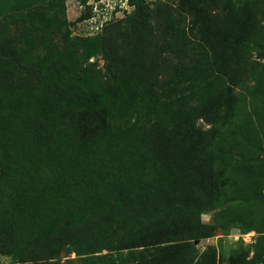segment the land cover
Listing matches in <instances>:
<instances>
[{
    "label": "rangeland",
    "instance_id": "rangeland-1",
    "mask_svg": "<svg viewBox=\"0 0 264 264\" xmlns=\"http://www.w3.org/2000/svg\"><path fill=\"white\" fill-rule=\"evenodd\" d=\"M145 2L148 47L171 50L137 61L129 48L109 53L105 30L89 36L76 0H0V264H138L144 247L117 241L168 203L176 219L200 213L190 263L264 264V0ZM239 3L254 13L251 34L243 71L226 78L213 63L219 19ZM134 20L133 9L118 13L108 29L127 33ZM178 80L189 90L177 92ZM202 102L219 115L188 126L186 107ZM119 164L141 183L137 213L115 203Z\"/></svg>",
    "mask_w": 264,
    "mask_h": 264
},
{
    "label": "trees",
    "instance_id": "trees-1",
    "mask_svg": "<svg viewBox=\"0 0 264 264\" xmlns=\"http://www.w3.org/2000/svg\"><path fill=\"white\" fill-rule=\"evenodd\" d=\"M76 2L85 6L88 0H76ZM129 3L134 7L133 12L135 14V20L132 22L131 28V30L133 29V33H131V35L129 34L131 30L125 33L121 29L118 31L117 29L115 30V28L108 29L110 25L112 26V24H114V21L108 22L100 32L93 34L97 35L98 33H101L103 30H105L103 36L101 37V41L106 46L107 51L114 55L115 58L117 57V59H120L124 56L121 52L124 49L129 48L132 51L133 57L139 61L143 56H146L149 53L161 56V54H163L165 51L171 50L170 47H168L169 44L167 43H160L153 49L151 46L148 47V37L144 30L150 28L152 23L147 12L146 2L145 0H129ZM164 8L167 9L166 7ZM253 14V12L249 13L245 11L243 6H241V3H239L238 6L236 4H232L224 11L223 16L219 19V26L221 22L224 24L221 35L223 41V51L221 52L219 59L217 58L218 61L216 59L213 63L215 66L218 65V69L226 78L237 76L243 71L244 63L238 65L237 62L240 60V57L241 59L244 58L243 51L240 48L245 43L247 37L251 34L250 28L252 21L250 18ZM91 15V8L88 7V9L79 16L80 22L88 19L91 17ZM158 15L164 18L166 12L159 11ZM138 25H141L139 31L137 29ZM158 27L159 22L157 21L156 28L158 29ZM158 34H160V32ZM124 42H128L129 44H124ZM233 47L235 49H232ZM151 50H155V52ZM119 52L121 55L117 56ZM178 68L179 66L171 64L169 68L170 74L174 72V75H176ZM237 72L240 73L236 74ZM179 76L180 74H177L175 79H178ZM175 82H178L174 84V88L177 92H181L183 87H186V85H184L186 81L178 80ZM181 83H183V85ZM186 88L189 90V87ZM191 88H194V86H191ZM176 102L177 108H180L181 110L178 101ZM186 109H188V112L183 120L188 126L194 125L196 118L198 119L205 117L208 119H213L219 115L217 109L214 108V106L205 104L204 102L199 103L195 107H186ZM188 126H186L185 129ZM187 131H191V133L194 132L191 130V128H187ZM170 135L171 133H168L167 135L161 137V145H159L161 149L165 150L166 147L169 148L172 146V144L168 145L174 140V138L170 137ZM193 141H195L194 137ZM114 168L118 170L119 174V176L115 179L117 181L112 182V184L115 185L113 190V195L116 197L115 203L121 207L131 205L130 208H132L133 205L136 204V200H141L142 198V196L140 197L139 194L134 197L132 193V191L138 193L141 183L138 178H134L135 180L132 179V181H126V173L130 171L127 166L119 164ZM168 204L170 206L168 208H163L160 213H156L155 219L147 223V225H143L135 231L128 233L125 237L118 239L117 248H119L117 250H137V248L144 247V249H142L140 252H136L137 255L135 257H138V264H172L173 258L172 256L167 255V251H173V254L180 255L184 264H192L190 262L192 259H196V255L194 246L189 241L197 240L204 236V230L199 219L200 213H195L196 217L193 219L192 217L176 219L174 218L173 207L170 203ZM131 210L134 213L139 211L136 206ZM176 220H181L179 225L174 224ZM66 227L68 233H85V228L80 225L71 228L70 225L67 224ZM184 241H187L189 244L179 243L175 245V247L162 246L163 244H167L169 242ZM104 258H106V256ZM199 258L200 260L195 264H216V258L214 256L207 257L205 254ZM99 259L102 258H96V260ZM34 260V262L37 261L36 259ZM111 264H115V262H112Z\"/></svg>",
    "mask_w": 264,
    "mask_h": 264
},
{
    "label": "built area",
    "instance_id": "built-area-1",
    "mask_svg": "<svg viewBox=\"0 0 264 264\" xmlns=\"http://www.w3.org/2000/svg\"><path fill=\"white\" fill-rule=\"evenodd\" d=\"M86 5L91 8L92 13L91 17L84 20L90 30V35L100 32L105 24L112 21L118 13L121 14L134 9L129 0H110L109 3H105V0H95V2L90 3L88 0ZM79 7L83 9L85 6L80 4Z\"/></svg>",
    "mask_w": 264,
    "mask_h": 264
}]
</instances>
